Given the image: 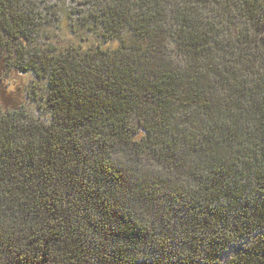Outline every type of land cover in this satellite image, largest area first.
Returning <instances> with one entry per match:
<instances>
[{"label": "trees", "instance_id": "obj_1", "mask_svg": "<svg viewBox=\"0 0 264 264\" xmlns=\"http://www.w3.org/2000/svg\"><path fill=\"white\" fill-rule=\"evenodd\" d=\"M15 3L3 65L46 92L0 90V264H215L264 228V0H83L100 39L50 54Z\"/></svg>", "mask_w": 264, "mask_h": 264}, {"label": "rangeland", "instance_id": "obj_2", "mask_svg": "<svg viewBox=\"0 0 264 264\" xmlns=\"http://www.w3.org/2000/svg\"><path fill=\"white\" fill-rule=\"evenodd\" d=\"M15 1L18 11L24 18L31 20V23L24 27L27 38H21L22 45L27 51L38 49L48 54L62 53L69 47L75 48L79 45L82 49H87L100 39L99 35L103 32L102 29L90 30L83 24L85 15L83 12L86 8L81 4L83 0ZM124 36H128V33H124ZM6 38L0 33V43ZM9 52L0 44V90L5 99L4 106H10V102L24 103L26 109L37 115L44 103L46 81L37 78L32 72L17 74L7 70L2 57L12 56ZM261 235H264V228H257L248 236L231 241L220 253L215 264H226L232 254Z\"/></svg>", "mask_w": 264, "mask_h": 264}]
</instances>
